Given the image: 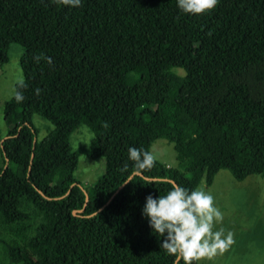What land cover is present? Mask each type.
<instances>
[{
    "label": "trees",
    "instance_id": "1",
    "mask_svg": "<svg viewBox=\"0 0 264 264\" xmlns=\"http://www.w3.org/2000/svg\"><path fill=\"white\" fill-rule=\"evenodd\" d=\"M11 41L26 48L24 98L4 110L0 264H173L141 215L170 184L150 181L191 190L221 170L264 175V0L201 15L176 0H0L1 67ZM33 115L54 126L40 142ZM81 126L94 136L73 150ZM159 139L180 167L155 160L133 175L127 148ZM81 155L107 161L89 187L74 177Z\"/></svg>",
    "mask_w": 264,
    "mask_h": 264
},
{
    "label": "rangeland",
    "instance_id": "2",
    "mask_svg": "<svg viewBox=\"0 0 264 264\" xmlns=\"http://www.w3.org/2000/svg\"><path fill=\"white\" fill-rule=\"evenodd\" d=\"M25 50L21 42L11 41L9 62L0 66V171L7 165L1 143L10 130L5 121V104L15 93L16 85L24 79L20 61ZM31 122L37 130L36 138L39 142L54 130L50 122L38 115H33ZM93 136L88 126H81L69 136L70 146L73 150L87 147ZM150 151L155 160L180 167L174 144L167 140H157ZM106 170L105 158L94 160L81 155L74 177L84 187H89ZM198 188L213 195L216 207L223 213L222 224L215 227H223L226 232L230 230L233 233L231 245L222 253L217 252L211 258H203L199 264H264V175H251L238 181L230 171L221 170L211 186L203 181Z\"/></svg>",
    "mask_w": 264,
    "mask_h": 264
},
{
    "label": "clouds",
    "instance_id": "3",
    "mask_svg": "<svg viewBox=\"0 0 264 264\" xmlns=\"http://www.w3.org/2000/svg\"><path fill=\"white\" fill-rule=\"evenodd\" d=\"M58 5L79 8L82 0H54ZM217 0H176L181 13L189 15L207 14L214 9ZM39 59V57H35ZM51 63V58H46ZM35 92L39 94L40 89ZM16 102L23 100L20 92L13 97ZM127 158L133 162L132 174H142L145 169L154 166L155 158L151 151L129 146ZM128 169L125 163L123 170ZM131 181V178L127 182ZM126 182V183H127ZM167 182L170 187L164 195L145 197L141 215L146 219L152 233L158 238L161 251L174 257L173 264H196L203 258H211L217 252H223L233 243V233L225 231L221 225L223 213L214 203V197L202 188H188L174 181Z\"/></svg>",
    "mask_w": 264,
    "mask_h": 264
}]
</instances>
